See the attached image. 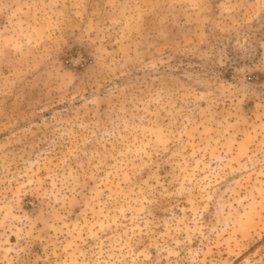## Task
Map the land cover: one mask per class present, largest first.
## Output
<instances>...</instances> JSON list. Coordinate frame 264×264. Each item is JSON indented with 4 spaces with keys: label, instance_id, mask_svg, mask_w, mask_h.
Instances as JSON below:
<instances>
[{
    "label": "rangeland",
    "instance_id": "rangeland-1",
    "mask_svg": "<svg viewBox=\"0 0 264 264\" xmlns=\"http://www.w3.org/2000/svg\"><path fill=\"white\" fill-rule=\"evenodd\" d=\"M0 264H264V0H0Z\"/></svg>",
    "mask_w": 264,
    "mask_h": 264
}]
</instances>
